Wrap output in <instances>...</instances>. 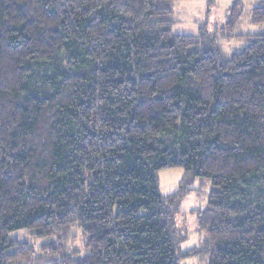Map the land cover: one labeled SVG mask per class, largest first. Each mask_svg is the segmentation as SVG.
Wrapping results in <instances>:
<instances>
[{"label": "trees", "instance_id": "trees-1", "mask_svg": "<svg viewBox=\"0 0 264 264\" xmlns=\"http://www.w3.org/2000/svg\"><path fill=\"white\" fill-rule=\"evenodd\" d=\"M178 1L0 0V264H264V31L234 0L177 34Z\"/></svg>", "mask_w": 264, "mask_h": 264}, {"label": "rangeland", "instance_id": "rangeland-1", "mask_svg": "<svg viewBox=\"0 0 264 264\" xmlns=\"http://www.w3.org/2000/svg\"><path fill=\"white\" fill-rule=\"evenodd\" d=\"M262 0H242V9L244 14L241 17V22L237 31L244 32H260L264 31V23L253 25L249 22L250 10L258 5ZM234 0H217L214 5L208 8L207 0H179L176 6V17L179 20L173 29L187 30L193 22L197 20V24L209 19V25L222 24L227 20L228 11ZM196 24V23H195ZM196 24V25H197ZM247 42L244 40H230L225 42V47L228 51L238 50L243 47ZM184 174L183 168H169L164 169L160 173V184L163 193L167 194L174 186H177ZM197 187L196 185H194ZM209 187L203 191L192 192L188 194L181 205V213L177 219V225L180 230L188 234V240L184 242L185 248L197 245L200 242L201 234L198 232L197 215L192 212L193 209H203L208 202ZM23 234V233H22ZM203 235V234H202ZM24 236V235H23ZM26 238V235L24 236ZM39 243L41 241H38ZM73 247H80L81 243L77 242L72 244Z\"/></svg>", "mask_w": 264, "mask_h": 264}, {"label": "crops", "instance_id": "crops-1", "mask_svg": "<svg viewBox=\"0 0 264 264\" xmlns=\"http://www.w3.org/2000/svg\"><path fill=\"white\" fill-rule=\"evenodd\" d=\"M178 22H179V20H178ZM189 22H193V23L190 24L192 26L189 27V29H187V30L186 29L185 30H176L175 33L182 34V35H196L197 34V31H198L197 20H191ZM173 31H174V29H173ZM175 190H177V186H174L171 190L168 191V193H172Z\"/></svg>", "mask_w": 264, "mask_h": 264}]
</instances>
